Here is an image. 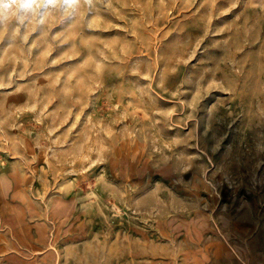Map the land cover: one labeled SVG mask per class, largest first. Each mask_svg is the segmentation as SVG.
<instances>
[{
	"label": "rangeland",
	"instance_id": "374dc122",
	"mask_svg": "<svg viewBox=\"0 0 264 264\" xmlns=\"http://www.w3.org/2000/svg\"><path fill=\"white\" fill-rule=\"evenodd\" d=\"M92 9L0 27V264H264V0Z\"/></svg>",
	"mask_w": 264,
	"mask_h": 264
},
{
	"label": "clouds",
	"instance_id": "9594fccd",
	"mask_svg": "<svg viewBox=\"0 0 264 264\" xmlns=\"http://www.w3.org/2000/svg\"><path fill=\"white\" fill-rule=\"evenodd\" d=\"M92 15V0H0V27L35 25L43 29L55 15L66 21L79 14Z\"/></svg>",
	"mask_w": 264,
	"mask_h": 264
},
{
	"label": "bare ground",
	"instance_id": "6f19581e",
	"mask_svg": "<svg viewBox=\"0 0 264 264\" xmlns=\"http://www.w3.org/2000/svg\"><path fill=\"white\" fill-rule=\"evenodd\" d=\"M124 101V100H123ZM126 101V100H125Z\"/></svg>",
	"mask_w": 264,
	"mask_h": 264
}]
</instances>
